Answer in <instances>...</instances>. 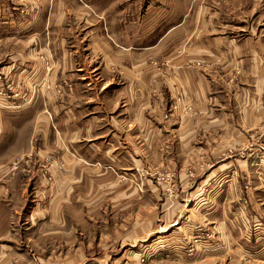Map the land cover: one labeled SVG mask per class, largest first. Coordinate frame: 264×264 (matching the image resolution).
<instances>
[{"label":"crops","instance_id":"0c3cea01","mask_svg":"<svg viewBox=\"0 0 264 264\" xmlns=\"http://www.w3.org/2000/svg\"><path fill=\"white\" fill-rule=\"evenodd\" d=\"M258 1L232 0L230 18L217 22L206 9L219 2L202 0L196 23L188 12L196 2L181 0L180 17L162 32L161 24L146 30L141 17L125 15L124 0H0V28L8 30L0 40L14 39L12 61L0 67V89L8 88L6 97L0 93L1 130L14 150L34 135L55 136L57 154L79 155L69 168L98 167L94 160L102 164L104 153L110 168H102L123 169V183L132 186L134 179L144 185L146 169L178 171L183 182L185 168L204 163L227 190L217 199L232 202L227 212L217 204V227L264 264V225L254 220L264 217L256 197L264 196V0ZM178 99L181 107L172 111ZM130 170L137 171L125 175Z\"/></svg>","mask_w":264,"mask_h":264},{"label":"rangeland","instance_id":"374dc122","mask_svg":"<svg viewBox=\"0 0 264 264\" xmlns=\"http://www.w3.org/2000/svg\"><path fill=\"white\" fill-rule=\"evenodd\" d=\"M179 1L161 0L158 5L144 0V6H132L124 0V11L129 18L141 17L146 30L161 24L164 32L168 28L164 25L183 11L176 5ZM201 1L184 0L196 2L188 9L196 23L205 12L198 4ZM207 1L219 2L216 9H206L216 14L217 22L232 15V0ZM7 32V27L0 28V38ZM13 40H0V67L12 61L8 51ZM3 87L0 93L6 97L8 88ZM180 101L172 100V111L181 107ZM189 109L187 105L185 111ZM46 114L52 117L49 111ZM3 130L0 124V264H261L251 252L238 250L231 234L217 227V221H222L217 204L227 212L232 202L221 200L227 190L208 174L211 169L204 163L185 168L183 182L178 171L146 169L144 185L134 179L133 188L123 183V169L107 172L102 168L110 162L104 153L102 164L94 160L98 167L84 162L80 169L69 168L67 161H79V155L66 152L67 159L57 154L55 136L34 135L28 145L18 144L14 150L12 138ZM132 171L137 170L125 175ZM165 173L171 174L170 180L161 179ZM207 174L210 178L203 180ZM113 181L117 184L112 185ZM122 192L133 195L126 199ZM256 197L262 198L256 200L263 213L264 196ZM241 202L245 204L246 198L242 196ZM254 220L264 225L263 216ZM225 222L229 225L231 217Z\"/></svg>","mask_w":264,"mask_h":264},{"label":"built area","instance_id":"2783aa9c","mask_svg":"<svg viewBox=\"0 0 264 264\" xmlns=\"http://www.w3.org/2000/svg\"><path fill=\"white\" fill-rule=\"evenodd\" d=\"M171 177H172L171 174L165 173V174H162L161 179L168 181L171 179Z\"/></svg>","mask_w":264,"mask_h":264}]
</instances>
